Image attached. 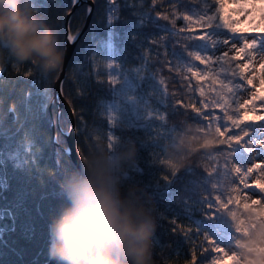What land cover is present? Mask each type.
I'll use <instances>...</instances> for the list:
<instances>
[{
    "label": "trees",
    "instance_id": "1",
    "mask_svg": "<svg viewBox=\"0 0 264 264\" xmlns=\"http://www.w3.org/2000/svg\"><path fill=\"white\" fill-rule=\"evenodd\" d=\"M41 3L64 41L66 16L73 7L71 0ZM103 4L104 0L95 3L90 25L76 44L63 84V94L75 115L78 152L83 160L98 151L116 158L125 185L138 187L139 194L154 207L156 264H191L193 251L196 264H209L204 257L210 254V247L204 243L202 233L226 248L234 246L237 227L232 230L229 223L234 205L221 208L215 218L207 215L210 209L204 205L216 195L222 199L234 195L233 186L239 189L241 174L233 170L229 148L235 141L229 137L238 134L245 140L243 132H248L252 118L240 109L238 115L245 119L239 128L227 122L229 127L222 128L223 144L214 127L206 129L191 110L167 107L165 111L166 104L179 108L192 104L201 111L220 114L211 106L218 99L208 87L211 81L198 80L172 55L173 50L196 51L195 45L200 41L186 40L188 32L173 36L147 23L149 16L160 12L170 17L168 21L159 20L160 25L172 27L174 18V27L179 30L186 23L182 15H192L194 11L203 14L199 0H175L172 4L168 0H156L155 4L152 0H138L134 10L125 6L121 18L112 23L103 17ZM88 7L81 4L75 10L70 18L73 29L78 27L81 31ZM141 15L145 26L137 22L136 17ZM195 30L194 26L189 31ZM149 38L157 43H149ZM165 43L172 47L166 49ZM141 53L153 65L151 71L157 79L165 81L164 85L159 86L151 72L140 68ZM108 63L114 66L109 69ZM186 63L198 65L192 58H186ZM198 67L202 72H215L207 70V65ZM58 75L59 72L44 75L37 66L20 65L10 58L0 64V125L7 129L0 130V153L7 181L4 185L0 179V210L9 208L15 219L14 231H0V264H47L50 260L49 225L66 203L61 185L76 169L63 151L67 141L62 130H69L70 117L62 110L58 124V108L52 105ZM108 76L117 82L108 83ZM232 79L243 87L240 80ZM200 87L205 89L204 96L199 94ZM242 87L229 94L233 108L240 103ZM164 89L165 100H161ZM202 103L210 107L203 108ZM11 111L15 120L10 122ZM108 137L113 138L115 147H108ZM128 148L134 149L135 154L121 162L119 153ZM251 162L246 166L255 165ZM166 176L175 177L169 181ZM172 220L182 231H171Z\"/></svg>",
    "mask_w": 264,
    "mask_h": 264
},
{
    "label": "clouds",
    "instance_id": "2",
    "mask_svg": "<svg viewBox=\"0 0 264 264\" xmlns=\"http://www.w3.org/2000/svg\"><path fill=\"white\" fill-rule=\"evenodd\" d=\"M62 34L41 0H0V64H32L47 76L62 69ZM135 154L119 153L122 162ZM64 200L49 225V258L57 264H156L155 209L126 186L116 158L86 156L61 185Z\"/></svg>",
    "mask_w": 264,
    "mask_h": 264
},
{
    "label": "snow or ice",
    "instance_id": "3",
    "mask_svg": "<svg viewBox=\"0 0 264 264\" xmlns=\"http://www.w3.org/2000/svg\"><path fill=\"white\" fill-rule=\"evenodd\" d=\"M98 0H93V3H97ZM138 0H104L103 4V17L109 23L115 22L117 19L121 18L122 9L127 6L130 10L135 9V4ZM153 4L156 3V0H152ZM175 0H168V3L172 4ZM203 5L202 13L198 14L197 12H193L192 15L184 14L182 15V19L186 22L183 28L179 30L175 29V19L173 18L171 23L172 27L162 26L159 24V20L163 19L168 21L170 19L169 15L163 14L160 12L156 13L155 17L149 16L147 23H152L154 26L160 30V32L167 31L171 35L176 36L180 33L188 32V35L185 37L186 40L196 39L200 41L199 44L195 45L196 51H186L185 53H177L173 50V57L180 64H185L186 70L192 76L199 79H205L211 81L208 87L215 92L216 97L218 99L213 101L212 107H215L220 110V114L217 115L210 111H201V108L195 107L192 104H186L183 108H179L173 104H166L167 107H172L174 110H191L195 118L205 126L206 129H214L216 130L219 137H221V141L223 144L225 143L224 139H222L225 135V131L223 129H227L229 127L227 122H230L233 127L239 128L245 117L238 115L240 113V109L247 107V104H241L239 102L236 103L233 108V102L230 93H234L236 90H239L242 85L238 82H234L232 78H236L237 80L244 79V69H247L251 64V58L248 63H245L243 67H239L233 64V61L236 60V55H229V51H221V47L225 45H230L231 49L236 47L234 40L236 39H244L232 36L230 38L219 39L218 37L224 35L226 36L228 33H235L236 29H234L229 23L230 17H225V3L224 0H201ZM79 4V0H71V5L75 7ZM238 9L239 11L249 14L250 20L256 19V14L258 13L260 23L255 26L249 25V30L254 33H264V2L262 3H237L234 6L233 10ZM86 14L91 15L93 12L92 7H88L86 10ZM137 22L141 26H145L146 22L144 20V16L136 17ZM215 25V26H213ZM195 26L196 30L189 31ZM69 31L64 37V46L67 48L70 45H75L80 38L79 28L73 29L71 26V22L68 24ZM221 30H226L223 32ZM149 43L155 44L156 41H153L149 38ZM145 41H142V44ZM173 43L179 44V41H174ZM172 47V44L165 43V48ZM251 47L252 49H258L260 51H264V35L253 36L250 40V43L245 40L243 47L237 50V54L243 53L244 55L250 56L247 49ZM214 53H219L214 54ZM142 54V53H141ZM160 55V53H157ZM95 56V55H93ZM186 58H192L195 62H198V65H218L219 71L209 74L207 71H200L199 67L195 63H186ZM107 68H112L114 66L113 63H108ZM153 65L146 59V57L142 54V62L140 68L147 69L151 72L156 78L158 85L162 86L165 84V81L162 79H157V75L151 71ZM260 84L261 88L253 93V98L248 103H252L255 105V101L257 99L264 100V63L260 65ZM30 74V73H26ZM108 83L115 84L117 81L112 77L108 76ZM219 82L218 88L216 87V82ZM247 84L252 85L253 80L247 79ZM167 90L164 89L160 94L159 98L161 100H165L164 92ZM200 96L205 95L204 87L198 88ZM203 108H209L210 105L207 103H202ZM264 108V105H261ZM255 109L253 108V111ZM212 117V119H209ZM166 118V115L163 117ZM253 121H262L264 122V115H256L253 117ZM261 128H264V124L260 125ZM0 130L7 131L4 129L2 125H0ZM71 131H76V129H72ZM71 131L63 132L62 134L65 136L71 135ZM243 131V130H242ZM244 137H248L247 140H243L240 135L232 134L229 137L230 141H235V144H229L231 159L233 163V170L236 174L240 175V183L244 185L245 189H249L250 186L246 183L245 178L251 175L252 173H256L259 169V174L255 177V184L251 186V191L253 194L260 193L264 194V167H261L260 164H255L252 167H247L246 165L252 159L251 155H245V153L249 152L250 149L247 147L249 144L258 145L259 151L255 152V155L264 158V131L259 132V136L251 137L247 131L243 132ZM92 137L90 136L89 139ZM108 147L111 148L113 144V138L108 137ZM59 142V141H57ZM65 155L71 154V149L63 150ZM227 160L225 162V167H227ZM175 176H166L164 177L166 180H171ZM236 188L233 186L231 188V193H236ZM248 199L244 193L236 194V195H228L226 199H222L220 195H216L214 199L209 200L210 202L205 204L204 206L210 209V212L207 213L212 218H215V215L221 208L229 209L230 205H239L241 198ZM249 206L259 207L264 209V196L260 199L251 200V203H244ZM173 225L171 231L177 232L182 231L180 225L176 223L175 220L171 221ZM264 226V217H254L251 214H248L247 223L241 225L236 229L237 232H243L246 229L258 228ZM185 237H187L188 233H183ZM204 238V243L208 244L210 247V254L204 259L209 261V264H225V261H231V264H242L241 258L237 256L235 253H230L228 250L220 246L219 243L210 237L209 234L202 233ZM214 253L215 255H212ZM163 260V257H159ZM191 264H196V255L195 251L192 254ZM203 264V261L201 262Z\"/></svg>",
    "mask_w": 264,
    "mask_h": 264
},
{
    "label": "rangeland",
    "instance_id": "4",
    "mask_svg": "<svg viewBox=\"0 0 264 264\" xmlns=\"http://www.w3.org/2000/svg\"><path fill=\"white\" fill-rule=\"evenodd\" d=\"M200 4L203 7L201 0ZM248 2H254V3H262L264 0H239V3H248ZM225 3V17H230L229 21L234 29H236L235 33H228L226 36L222 35L218 37L219 39L224 38H230L232 36L238 37V38H244V39H236L234 40V43L236 47L234 49L230 48V45H225L221 47V51H229V55H236V66L243 67L245 63L249 62V59L251 58V64L247 69H244V79L240 80V82L243 84V91L240 93V103L247 104V107L241 108V112L243 115H246L247 117L252 118L250 122V128H248L249 136L251 137H257L259 136V132L264 131V128H261L260 125L264 124L262 121H253V117L256 115H264V108L261 107V105H264V100L257 99L255 101V105L252 103H248L253 98V93L257 92L261 88L260 84V65L264 63V51H260L258 49H252L249 47L248 55H244L243 53L237 54V50L243 47V44L245 40L250 43V40L253 36L258 35H264V33H254L249 30V25L255 26L256 24L260 23L259 15L256 14L255 20L249 19V14L243 13L239 11L238 9L233 10L235 4L237 3V0H224ZM219 54V53H214ZM207 70L211 71H219L218 65H207ZM247 79H252L253 84L248 85ZM264 94V93H261ZM253 108L255 109L253 111ZM57 122L59 123V118L57 115ZM55 121V120H54ZM248 137H245V140H247ZM113 146H116V143H113ZM247 147L250 149L249 152L245 153L247 155H251V164H260L261 167H264V158L259 157L255 155V152L259 151L258 145L249 144ZM259 174V169L256 173H252L249 177H246V183L250 186H253L255 184V177ZM240 182V179H238ZM249 189H245L243 184H239L236 186V194H240L243 191L246 192L245 196L248 197V199L241 198V201L239 205H234V208L232 210V213L234 216H230V226L232 230L235 227H240L241 225H244L247 223L248 214H251L254 217H264V209L254 206H249L244 203H251V200L254 199H260L264 194L256 193L253 194L252 191ZM233 243L234 246H226V249L230 253H235L238 256H241L242 264H264V226L258 227V228H252V229H246L243 232H237L235 235H233ZM261 254V257H260ZM257 255V257H255ZM248 257V258H246ZM254 258V259H253Z\"/></svg>",
    "mask_w": 264,
    "mask_h": 264
},
{
    "label": "water",
    "instance_id": "5",
    "mask_svg": "<svg viewBox=\"0 0 264 264\" xmlns=\"http://www.w3.org/2000/svg\"><path fill=\"white\" fill-rule=\"evenodd\" d=\"M81 4H88L90 7L93 8V11H94L95 3H93V0H79V4H77L75 7H72L70 12L66 16V20H65L66 34L69 31L68 24H69L70 18L73 15V13L75 12V10L78 8V6ZM92 14H93V12H92ZM92 14L87 15L84 26L82 27V29L80 31L79 40L86 33V31L90 25V22H91ZM76 44L70 45L67 47V55H66L64 65H63L62 69L59 71V75L57 77V80L54 83V88H53L52 105L56 104V106L58 108V118L60 117V112L62 110L67 112V114L69 115L70 127H69L68 131H71L72 129H76V121H75L74 111H73L71 105L66 100V98L63 94V84H64V80H65V76H66L67 67H68V65H69V63L73 57ZM14 120H15V113H14V111H11L10 116H9V121L11 122ZM52 125H53V127H55L54 121L52 122ZM68 131L62 130V132H68ZM65 138L67 141V147L66 148L63 147V149L64 150L65 149H71V154L68 156L71 158V160L73 161L76 168H78L80 166V163L83 162L84 160L81 158V156L78 152L77 143H76V131H71V135L65 136ZM54 139L56 140V137ZM0 179H1V182L4 185H6V183H7L6 172H5V167H4V164L2 161L1 153H0ZM14 230H15V219L13 217L11 210L9 208H4V209L0 210V231L11 232ZM47 264H57V262L55 260L50 259L47 262Z\"/></svg>",
    "mask_w": 264,
    "mask_h": 264
}]
</instances>
